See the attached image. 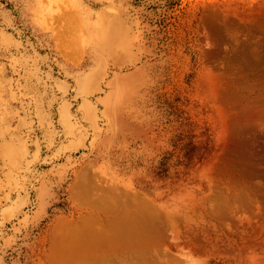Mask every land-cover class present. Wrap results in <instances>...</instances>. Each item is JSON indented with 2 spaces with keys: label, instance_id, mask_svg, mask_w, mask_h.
<instances>
[{
  "label": "rangeland",
  "instance_id": "374dc122",
  "mask_svg": "<svg viewBox=\"0 0 264 264\" xmlns=\"http://www.w3.org/2000/svg\"><path fill=\"white\" fill-rule=\"evenodd\" d=\"M253 4V0H0V264H66L65 260L71 256L77 258L75 264L77 260L82 264L80 256L99 253L97 244L101 241L95 243V233L97 239L104 240L99 244L103 253L106 246L113 247L110 251L118 248L122 241L115 238L116 244L114 240L109 243L115 236L111 237L109 232L118 226L114 220L118 219L123 225V216H134L138 211L134 201V206L129 201L132 207L126 203V210L121 206L129 195L135 196L133 193L156 206L163 216L150 203L148 207L157 212H149L151 216L159 214V218H155L165 221L166 226L163 222L154 223V217L151 218L157 225L148 224L150 229L158 227L153 230L161 232H158L160 239L155 236L156 249L149 247V253V250L144 251L145 261L142 257L141 260L139 257L130 259L129 245L133 237H128L132 233L124 238L125 234L119 233L123 229H115L125 242L119 248L122 252L116 249L121 252L117 256L123 258L122 264H143L148 259V264L159 261L160 264H251L250 252L258 254L257 248L253 249L256 243L258 249L261 251L263 247L264 251V219L261 223L260 218L263 215L259 217L256 213L257 224L253 214L254 209L264 212V206H249L253 202L247 201L253 212L248 216L245 212L248 210H243L248 218L241 216L238 208H243L245 195L242 194L244 200L237 208L241 194L235 193L236 197L228 193L230 200L226 199L229 190L220 184L223 181L219 185L225 188L221 189L226 197L220 187H216L219 180L209 179L218 171L215 178L220 179L218 161L224 151L220 139L221 117L207 94L216 88L211 83L220 79L223 70L227 77H230L229 71L230 75L236 72L237 63L229 57L227 41L235 37L237 25L234 22L238 24L239 14ZM228 27L234 28L232 33ZM230 58L232 60H227ZM212 68L219 70L215 71L216 76ZM225 75L221 79H227ZM209 76L212 81L207 80ZM208 170H212L209 175ZM212 185L218 192L212 190L215 193L210 194L218 193L214 198L223 196L220 201L215 199L222 202L217 203L218 206L216 201L213 205L212 195L205 199ZM99 195H103L102 199L98 198L103 205L98 202ZM105 195L106 199L109 196L110 203L119 199L118 205L124 209L121 212L129 214L135 209L136 212L130 215L123 212L120 221V215L116 216L120 208L108 203L113 209L119 208L116 214L112 212L111 216L108 212V215V210L104 211L108 207H104L107 205V200H103ZM231 196L234 200L238 198L237 203ZM224 198L231 202V207L237 208V213L231 207L232 210L227 209L235 216L227 211L224 216L223 207H229ZM139 201L138 206L142 207ZM204 201L210 202L205 206ZM185 204L188 209H183ZM209 205L210 210L214 207L217 213L216 206L221 207L224 218L220 212L223 219L208 211ZM146 207L141 210V216L138 207V215H135L141 217L143 223L141 218L134 217L141 225H145L146 216L150 219L145 214L142 217L149 210L145 212ZM203 208H207L206 211ZM190 209H194L193 212L187 213ZM245 209L248 208L245 206ZM207 211L210 214L206 215ZM240 211L242 213V209ZM177 213L179 218L175 216ZM227 213L233 219L237 215L235 219L240 220L241 225L234 219L235 224ZM211 214L218 217L217 221L209 217ZM240 216L243 219L246 216L249 224L246 219L247 222L242 223ZM127 217L125 220L135 221ZM250 218L254 223H250ZM180 219L184 224H180ZM108 221H114L113 225L117 226ZM132 221L130 229L134 227ZM197 221L204 222L205 228L195 223ZM232 221L236 226L230 225ZM253 225H260L257 230H263L260 231L262 242ZM235 227L240 231L234 230ZM243 228L248 232L251 228L252 236ZM126 229L125 233L129 231ZM100 230L105 233L101 236H107L98 238ZM92 232L93 237L86 235ZM81 233L89 239L85 236L87 239L84 237L82 242ZM144 233L146 240L152 241V234L149 232L148 236L145 230ZM118 234L115 237L119 238ZM253 235H258L257 239ZM248 236L257 242H251ZM90 238L95 240L91 242L97 245V250L92 249L95 248L93 243L86 242ZM243 240L244 244L248 243L245 247ZM141 243L150 245L146 241ZM249 243L253 247L250 248ZM236 247H240L239 251ZM101 250L100 256L105 257L106 252L105 255ZM109 254L106 257H111L110 261L103 264L121 263L122 258L113 256V259ZM98 256L92 259L98 261ZM125 258L132 263H125ZM88 262L95 264L91 259L83 264Z\"/></svg>",
  "mask_w": 264,
  "mask_h": 264
},
{
  "label": "bare ground",
  "instance_id": "6f19581e",
  "mask_svg": "<svg viewBox=\"0 0 264 264\" xmlns=\"http://www.w3.org/2000/svg\"><path fill=\"white\" fill-rule=\"evenodd\" d=\"M254 1V4H253V6H251V8L249 9V10H244V11H242V13L241 14H239V19H238V24H237V22H234V23H236V25H237V27H236V25H235V27H236V29L234 30V28H231L232 30H234L235 32H236V34L234 35L235 37H231V34L229 35L228 33H226L228 30H225V28H224V30L226 31L225 32V34H228L229 35V37H231L230 39H228V47H227V50H229L230 51V53H231V55H229V57H233L234 59H235V61H236V63H237V70H236V74L234 73H232V75H230L231 74V71H229L230 73L228 74L230 77H227L226 75H225V71L223 70V73L221 74V73H219V74H221V75H219V77H220V79H217L218 81H216L215 82V78L213 79L214 81H212V80H209L211 77L209 76L208 77V79L207 80H209V81H212V82H214V83H211V85L212 84H214L215 86H216V88L213 90V91H209L208 92V94H207V98H209L210 100H212L213 102H214V105L217 107V109H218V112L217 113H219L220 115H219V117H221V125H220V139H221V143H222V145H223V153H220L219 154V156H222L220 159H219V157H218V159L220 160V161H218V165L219 166H221V169H220V171H221V176L219 177L220 179H216L215 178V175H216V177H217V175L220 173L219 171H218V174L216 173V174H212L211 176H209L210 178L209 179H211V177H214V179L215 180H217V181H215V182H218V180H219V182L217 183V185L218 186H216L217 188H219L220 186H222V185H219V183L220 182H222V183H220V184H223V186L225 187H227V190H229L228 192H227V194L229 193H232V194H235V193H239L238 195H240L241 194V196H242V198H241V196H239L238 198L240 199V200H238V198H236L239 202L237 203V200L235 201L234 200V196L232 197H230V198H232L231 200H233L234 202H236L237 204H236V206H237V208H238V204L241 206L242 205V200H244V199H246L245 201L246 202H244L243 203V206H241V207H243V208H241L242 209V213H241V209L240 208H238L239 209V212H240V214H241V216L242 215H246L245 214V212L246 213H248V216H249V213H252L253 212V209H252V207H251V209H249V207L247 206L249 203H247V201L248 202H253V203H250V205L249 206H253L254 205V207H257V208H260L259 207V205L260 206H264V0H253ZM251 2V1H250ZM244 3V2H243ZM248 4V3H247ZM252 4V3H251ZM249 5V4H248ZM247 5V6H248ZM244 6H246L245 4H244ZM243 6V7H244ZM241 8V7H240ZM247 8V7H246ZM244 9V8H243ZM236 10V9H235ZM239 10V9H238ZM232 11H234V10H232ZM231 12V11H230ZM236 12V11H235ZM238 12V11H237ZM236 12V13H237ZM233 14V13H232ZM235 14V13H234ZM233 14V15H234ZM226 17H229V15L228 16H226ZM234 17V16H233ZM228 19V18H227ZM235 19V17L233 18V20ZM237 19V18H236ZM229 20V19H228ZM231 20V19H230ZM233 20H231V23H233L232 21ZM237 21V20H236ZM230 22H229V24L228 25H230L231 24ZM223 24H225V23H223ZM227 25V24H226ZM223 26V25H222ZM232 26H234V25H232ZM230 27V26H229ZM228 27V28H229ZM230 29V28H229ZM230 29V30H231ZM231 30V33L233 32ZM223 36V35H222ZM227 37V36H226ZM225 49H226V47H224ZM226 50V51H227ZM228 54V53H227ZM225 57V56H224ZM226 57H227V55H226ZM227 60H232L231 58L230 59H227ZM233 65V64H232ZM230 66V65H229ZM232 68V67H231ZM206 69H208V67L206 68ZM210 69V68H209ZM213 69V68H212ZM225 69H226V67H225ZM234 69V68H233ZM232 69V70H233ZM204 70V69H203ZM214 70V69H213ZM227 70H230V67L227 69ZM206 71V70H205ZM209 71V70H208ZM215 71L217 72V71H219V70H214L213 72H214V74H215ZM221 71V70H220ZM210 72V71H209ZM212 72V71H211ZM210 72V73H211ZM227 72V71H226ZM234 72V71H233ZM202 73V72H201ZM210 73H208L209 75H212V74H210ZM204 74V73H203ZM213 74V75H214ZM218 74V73H217ZM223 75H225L226 77H224V78H227V79H221V77H223ZM215 76H216V74H215ZM206 78V77H205ZM218 78V77H217ZM182 79H184V78H182ZM203 79H204V77H203ZM200 80V79H199ZM206 80V79H205ZM209 81H207V82H209ZM201 82V81H200ZM206 83V82H205ZM205 83H203V84H205ZM216 83H217V85H216ZM198 85H200V84H198ZM206 85V84H205ZM208 85V86H207ZM207 87H209L210 86V88H211V90L213 89L212 87H211V85H209L208 83H207ZM202 86V85H201ZM205 86V87H206ZM213 86V85H212ZM214 86V87H215ZM204 87V86H203ZM199 88V87H198ZM197 88V90H200V88L198 89ZM202 89V88H201ZM205 89H207V88H205ZM210 90V89H209ZM199 92V91H198ZM205 93V92H204ZM197 94H199V93H197ZM201 94V93H200ZM198 97H200V96H198ZM204 99V98H203ZM205 102H206V100H205ZM202 103V102H201ZM203 104V103H202ZM205 107V106H204ZM209 108V107H208ZM210 112V111H209ZM214 112V111H213ZM207 113V112H206ZM215 115V114H214ZM211 117V116H210ZM214 117V116H213ZM207 118H208V116H207ZM210 119V118H209ZM217 123V122H216ZM219 123V122H218ZM219 128V127H218ZM216 158V157H215ZM216 161V160H215ZM211 163H213V164H215L214 162H212L211 161ZM210 166V165H209ZM207 168V167H206ZM206 171V170H205ZM209 172V174L212 172V170L210 171V170H208L207 172H206V174ZM204 174H205V172H204ZM203 174V175H204ZM209 174H207V175H209ZM214 175V176H213ZM206 178H207V176L205 175V179L203 178V180H204V182H205V180H206ZM212 180V179H211ZM213 181V180H212ZM208 182L210 183L211 181L210 180H208ZM212 183V182H211ZM210 183V184H211ZM207 184V183H206ZM214 185H216V183L214 184ZM214 185H212L211 186V190H210V192H209V194L210 193H215V191L214 192H212V190H216V192H218L217 191V188L216 189H214V188H212V187H214ZM210 186V185H209ZM225 187V188H226ZM97 188H98V186H97ZM225 189V188H223V187H220L219 189L221 190V192H222V189ZM204 189V188H203ZM97 190V189H96ZM99 190V189H98ZM101 190V189H100ZM200 191V190H199ZM101 192H102V190H101ZM192 192V191H191ZM129 193H131V192H129ZM133 193V192H132ZM199 193V192H198ZM223 193H225V191L223 190V192L221 193L222 195H223ZM245 193V194H244ZM195 194V193H194ZM208 194V195H209ZM212 194H210L209 196L207 195L206 197H205V199L207 198V197H210ZM218 193H216V195H217ZM220 194V193H219ZM229 194H228V196L227 195H223L224 197H226L227 196V198L226 199H229L228 197H229ZM245 195L244 197V199H243V195ZM133 195H135V196H132V195H129L130 197H132L133 198V200H132V198H130V197H128L127 198V200L125 201L124 200V202H125V204H123L122 203V205L121 206H123V208L124 207H126V208H124L125 210L127 209V207L128 206H126V203L127 204H129V201H130V203H132L133 201L134 202H136V204H137V207H136V209L139 211V208L138 207H140V214H139V216H141V210L143 209V207L145 206L146 207V202H148V205H147V207L146 208H144V210H145V212H147V214L146 213H143L144 212V210L142 211V213H143V216L142 217H145L144 216V214L145 215H148V218L150 217V219L148 220L147 219V216H146V221H145V219H144V223H145V225L147 226L146 228L147 229H144V227H145V225H141L142 223H143V219L141 218V217H138V216H136L137 218H141L142 220V223H141V221L139 220L138 222H140V223H138L135 219H134V217H135V215L137 214V212H136V209H135V211L134 210H132V211H130L129 212V214H128V212H126V211H123V212H126L127 214L126 215H130V214H132L131 212H136V214L134 213V216H133V214L132 215H130L131 216V218H132V216H133V218L132 219H134L135 221H132L131 219H130V216L129 217H127V216H125V217H127L128 219H130V221L129 220H125V217L123 216L124 214H123V212H121L122 210H124L122 207V209L119 207V205H120V201H119V199L118 198H115L117 201H119V202H117L116 200V202H114V200H112V203H114V204H112V203H110L111 201L109 200V196H108V199H106L105 197H106V195L104 196V198L105 199H103V200H107V205H105L104 204V207H107V208H105L104 209V207L102 208V209H104V211H106V210H108L107 211V214L109 215V213H110V215L112 216L113 214H111L112 212L114 213L115 212V210H119V208H120V211L118 212V211H116L117 212V214H116V212H115V214H116V216H118V215H120L119 216V219H120V217L121 216H123V219H124V221H123V225L127 228L126 229V231L127 230H129L128 232H124V229H125V227L121 224L122 222H120V223H118L119 221H118V219H116V220H114V221H116L117 223V225H113V223H114V221L113 222H109L108 221V223H112V225L113 226H117L116 228L114 227L112 230L111 229H109V230H111L109 233V235H111V237H113L114 235L116 236L118 233L116 232L117 230H115V229H119V231L120 230H122V231H120L119 233H122V234H125V236H122V234H120L122 237H127L128 235L127 234H129V232L130 233H132V236H130V237H128V238H132L133 240H131L132 241V243L129 245V247L131 248V249H133V250H135V251H131V249H130V251H129V253H131V260H132V258L133 257H139L140 259L139 260H141L143 257H142V255H144L145 256V250H149V249H152V248H154L153 250H155L156 249V247H155V245L154 244H156L157 245V243H155V236H157L158 237V239H160L159 238V236H158V232L159 231H157V230H153V229H156V228H158V227H156V228H151L150 229V227L151 226H153V225H157V224H160V223H164L165 221H160V219L157 221V218H155V217H157L159 214H157V216L155 215H153V216H151L152 215V213L150 214V212L149 211H151L152 212V208L151 207H148L149 206V201L147 200H145L142 196H141V198H142V200H138L137 198H139L138 196H140V195H138L137 193L136 194H134L133 193ZM138 195V196H137ZM215 195V194H214ZM214 195H212L213 196V198H214ZM215 195V196H216ZM222 195H220V198L217 196V197H215L214 198V200H213V205H215L214 203V201H216V200H218L217 198H219V200L218 201H220V200H222V198H223V196ZM236 195V194H235ZM246 195H247V197H246ZM95 196H97V195H95ZM100 196V195H99ZM97 197V199L98 198H101V197H103V195L102 196H100V197ZM192 196V195H191ZM191 196H189V197H191ZM194 196V195H193ZM222 196V197H221ZM93 197H94V191H93ZM137 197V198H136ZM195 197V196H194ZM194 197H191V198H194ZM204 197H203V200H205L204 199ZM236 197H237V195H236ZM135 198V199H134ZM141 198H139V199H141ZM102 199V198H101ZM195 199V198H194ZM194 199H191V201L192 200H194ZM216 199V200H215ZM225 199V198H224ZM223 200L224 202H227V200ZM95 200H96V197H95ZM132 200V201H131ZM139 201V202H141L142 201V207L141 206H138V202L137 201ZM145 200V202L143 203V201ZM196 200V199H195ZM195 200L194 201H192V202H195ZM202 200V199H201ZM207 200V199H206ZM230 200V199H229ZM228 200V201H229ZM218 201H216V205H217V203H218ZM242 201V202H241ZM98 202L100 203L101 202V204L103 205V203H102V200H100V199H98ZM122 202V201H121ZM132 203L133 204V206L134 205H136L135 203ZM190 202V201H189ZM189 202H187V203H189ZM208 201H204V203H205V206H206V203H207ZM210 202V201H209ZM208 202V203H209ZM230 202V201H229ZM111 204V205H117V207H119V208H117L116 206H115V208L116 209H113L114 207L113 206H111V207H109V204ZM116 203V204H115ZM118 203H119V205H118ZM211 203H212V200H211ZM210 203V204H211ZM220 203H222V202H219L218 204H220ZM228 203V202H227ZM227 203L225 204V205H227ZM257 203V205L258 206H255V204ZM132 204H129V207H132L131 205ZM151 205L150 206H154L152 203H150ZM194 204H196V202L194 203ZM194 204L192 205V206H194ZM199 204L201 205L202 203H200L199 202ZM223 204V205H224ZM229 204V203H228ZM235 204V203H234ZM234 204H232V205H234ZM244 204H246L245 206L248 208V209H245V206H244ZM251 204H253V205H251ZM182 205V204H181ZM190 205H191V202H190ZM196 205H198V204H196ZM203 206L202 207H205L204 206V204H202ZM223 205H221L222 207H223ZM218 206V205H217ZM216 206V208H218L217 210H219L218 211V213H217V211L216 212H214V207H212L211 208V210H212V214L213 213H215V214H217L216 216H220V214L221 213H223V212H221L222 211V208L221 207H217ZM228 206V205H227ZM223 207V209L225 210H223L224 211V216H225V212L227 211V212H229V211H231L232 209V211H237V208L236 207H234V206H232L231 207V202H230V204H229V207ZM239 206V207H240ZM113 207V208H112ZM155 207V210L157 209L156 208V206H154ZM178 207L179 206H177V210H178ZM182 207V206H181ZM180 207V208H181ZM187 207V204H185V207H183V209L185 208V209H188V208H186ZM195 207V206H194ZM193 207V208H194ZM199 207H201V206H198V208ZM232 209H231V208ZM236 208L235 210H234V208ZM253 207V208H254ZM111 208L113 209V211L111 210ZM147 208H149V210L147 209ZM207 208H209L208 209V211H211L210 210V205H209V207L207 206ZM207 208H203L205 211H206V209ZM214 208V209H213ZM228 208H230L229 210H227ZM146 209H147V211H146ZM151 209V210H150ZM183 209H181V210H183ZM195 209V210H194ZM194 209H190V210H187V213L189 212H193L192 210H194V212H197L196 211V209L197 208H194ZM111 210V211H110ZM180 209H179V211H181ZM203 210V211H204ZM243 210H248V211H245L244 213H243ZM251 212H250V211ZM256 212H253V214L255 215V217L257 216L256 215V213H258V216L259 215H263V217H260V218H262V220H261V223H262V221H263V219H264V214H262V213H264L263 212V209H260V210H262V212H260L259 210V212H260V214H259V212H257V210L256 209H254ZM103 211V212H104ZM127 211H129V210H127ZM157 211L160 213V210L159 209H157ZM157 211H154L153 210V213L154 212H157ZM178 211V212H179ZM201 211V213H202V210H200ZM207 211V212H208ZM109 212V213H108ZM122 214H121V213ZM185 212L186 211H182V213H184L185 214ZM207 212H205V214L207 215V214H210L209 212L207 213ZM219 212H220V214H219ZM233 212V213H234ZM238 212V211H237ZM237 212H235V213H237ZM118 213H120V214H118ZM149 213V214H148ZM180 213V212H179ZM200 213V212H199ZM200 213V214H201ZM235 213H234V215L232 214V212H229V214H231V215H233V216H235ZM114 214V215H115ZM161 214V216H163L162 214V212L160 213ZM178 214V213H177ZM175 215V216H180L179 214L178 215ZM181 214V213H180ZM183 214V215H184ZM211 214V215H212ZM228 213L226 214L227 216H229V217H232L231 215H229ZM253 214H250V215H253ZM138 215V214H137ZM183 215L181 216L182 218H183ZM186 215V214H185ZM184 215V216H185ZM188 215V214H187ZM186 215V216H187ZM190 215V214H189ZM202 215V214H201ZM204 215V214H203ZM209 216L210 218H213V219H215L216 221H217V219H218V217H217V219H216V217L214 218V216L212 217V216ZM222 216H223V214H221ZM160 216V215H159ZM159 216H158V218H159ZM169 216V215H168ZM186 216H185V218H183L184 219V221H185V219H186ZM222 216H220L221 218H222ZM224 216H223V218H224ZM240 216V218L242 219V223H244L243 221H246L247 219H246V216H245V219H243L242 217ZM248 216H247V218H248ZM135 217V218H136ZM154 217V218H153ZM177 217H175V220L176 221H178L177 220ZM196 217V216H195ZM236 217H237V215H236ZM235 217V218H236ZM254 216H253V218H255ZM136 218V219H137ZM151 218H153L152 220L154 221V223L156 222L157 224H154V223H152L153 221H151ZM179 218V217H178ZM209 218V219H210ZM220 218V219H221ZM222 218V219H223ZM234 218V219H235ZM238 218V217H237ZM252 218V217H251ZM251 218L249 219L250 220V223H254V222H256V221H258V222H256L257 224L259 223V218L258 217H256V219L257 220H254V222H253V220H251ZM122 219V217H121V219H120V221L121 220H123ZM155 219V220H154ZM163 219V218H162ZM198 219H199V216H198ZM197 219V220H198ZM200 219H201V217H200ZM221 219V220H222ZM229 219V218H228ZM231 219H233V217L231 218ZM233 219V220H234ZM108 220H110V219H108ZM138 220V219H137ZM164 220V219H163ZM181 220V219H180ZM189 220V219H188ZM188 220H186V221H188ZM195 220V219H194ZM214 220V221H215ZM235 220H237V219H235ZM234 220V222H235V224L237 223L236 221ZM131 221L133 222V224H134V227L133 226H131V229L130 228H128L129 227V225H131ZM147 221H151L150 223L149 222H147ZM182 221V220H181ZM205 221H206V219H205ZM211 221H213V220H211ZM227 220H225V222H226ZM237 221H239V223H237V224H239V225H241V223H240V220H237ZM248 221V220H247ZM246 221V222H247ZM128 222H130V224L128 223ZM135 222H136V225H135ZM158 222H160V223H158ZM198 222L199 221H197V222H195V223H197L198 224ZM209 222H210V220L208 221V224H209ZM223 222V221H222ZM222 222H221V224H222ZM225 222H223L224 223V228H225ZM234 222L232 221V224H230V225H233L234 224ZM127 224V226H126V224ZM186 223V222H185ZM204 223V222H203ZM203 223L201 224L200 222H199V225L201 224V225H203ZM215 223V222H214ZM218 223V222H217ZM228 223V222H227ZM231 223V222H230ZM119 224H121V225H119ZM132 224V225H133ZM137 224H139V225H137ZM148 224H150V227H149V225ZM165 224V226H166V223H164ZM176 225H178L177 224V222L175 223ZM180 224H184V222L182 221ZM189 224V223H188ZM207 224V225H208ZM211 224V223H210ZM216 224V223H215ZM233 225V226H236V225ZM248 224H249V221H248ZM256 224V225H257ZM262 224H264V223H262ZM193 225V224H192ZM212 228L214 227V224L212 223ZM239 225H237V227L239 226ZM243 225V224H242ZM246 225V224H245ZM245 225H243V226H245ZM255 225V226H256ZM107 226H109V225H107ZM121 226V229L120 228H118V227H120ZM137 226V227H136ZM161 226H162V224H161ZM181 226V225H180ZM183 227H184V225H182ZM187 226H189V225H187ZM190 226H191V224H190ZM204 227L203 228H205V225H203ZM216 226V225H215ZM219 226L221 227V225L219 224ZM219 226H217L218 228H219ZM226 226H229L228 224L226 225ZM248 227H249V225H247ZM254 226V225H253ZM252 226V228H254ZM261 226H263V225H261ZM154 227V226H153ZM209 227H211V226H209ZM240 227V229L242 228L241 226H239ZM257 227V226H256ZM254 228V229H256V231H258L257 229L260 227V225H258V227L257 228ZM103 228H104V226H103ZM178 228H180L179 227V225H178ZM194 228H196V226L194 227ZM198 228V227H197ZM216 228V227H215ZM227 228V227H226ZM230 228V227H229ZM246 228V227H245ZM262 228H264V227H262ZM149 229V230H148ZM163 229H165V227H163ZM182 229V228H181ZM192 229V228H191ZM201 229V228H200ZM214 229V228H213ZM220 229V228H219ZM231 229V228H230ZM230 229H228V231L230 230ZM239 229V228H238ZM238 229H236V227L234 228V230H238ZM240 229L238 230V231H240ZM244 229V228H243ZM253 229V232H254V234L256 235V231ZM101 230H103V229H101ZM95 231V232H98L100 235L98 236V238H102V237H105V236H107V235H103V236H101V234L104 232V231ZM144 230L147 232V233H151L152 234V237H153V239H154V241H153V239H152V241H150V239H148V240H146L147 238H146V235H145V233H144ZM151 230V231H150ZM222 230V229H221ZM233 230V229H232ZM231 230V231H232ZM245 230V229H244ZM247 230H249V229H247ZM185 231V230H184ZM202 231H206V230H202ZM211 231V230H210ZM220 231V230H219ZM231 231H230V235H231ZM246 231V230H245ZM251 231V228H250V230H249V232ZM260 231H262L263 232V230H261L260 229ZM260 231H258V234L260 235L258 238L260 239V237L262 236L261 235V233H260ZM101 232V233H100ZM106 232V231H105ZM113 232H114V234H113ZM124 232V233H123ZM161 232V231H160ZM159 232V233H160ZM193 232V231H192ZM213 232V231H212ZM246 232H248V231H246ZM245 232V233H246ZM248 232V233H249ZM141 233V234H140ZM150 233L148 234V236L150 235ZM185 233H187V232H185ZM189 233H191V232H189ZM206 233V232H205ZM215 233V232H214ZM235 233H237L236 231H235ZM234 233V235H236ZM247 233V234H248ZM251 233V235L250 236H252V232H250ZM97 233H95L94 234V238L96 239V241L93 239V238H90V240H87L86 241V239L88 238L87 236H91V237H93L92 235H93V232H92V234H90V235H88V234H86L85 236L87 237H85L84 236V234L83 233H81V235L80 236H82L83 238H82V242H83V239H84V237L86 238L85 240H84V242L86 241V242H88V241H90L91 242V239H93L92 241H95V243L97 242V240H98V243L101 241H104V240H99V239H97V235H96ZM103 234H105V233H103ZM107 234V233H106ZM209 234V233H208ZM216 234V233H215ZM244 234V233H243ZM119 235V234H118ZM119 235V236H120ZM186 235V234H185ZM201 235V234H200ZM233 235V234H232ZM240 235V234H239ZM255 235H253L255 238L258 236H255ZM113 237V239H111V240H109L108 241V239H106V241H108L109 243H110V241H112L113 243H114V239L116 238V239H119V240H121L122 242H124L123 240H122V237L120 238H118V237ZM147 236V237H148ZM209 236H211V235H209ZM226 236H227V234H226ZM241 236V235H240ZM244 236V235H243ZM263 236H264V234H263ZM206 237H208V236H206ZM218 237H220V236H218ZM229 236H227L226 238H228ZM239 237V236H238ZM245 237H246V235H245ZM253 237V238H254ZM107 238V237H106ZM123 238V239H124ZM128 238H126V240H128ZM190 238H191V236H190ZM211 238V237H210ZM222 238V237H221ZM236 238V237H235ZM241 238V237H240ZM240 238H237V239H239L240 240ZM253 238H251V240H250V238H249V236H248V239L252 242V240H253ZM89 239V238H88ZM105 239V238H104ZM212 239V238H211ZM229 239V238H228ZM230 239H233V241H234V238H230ZM244 239V238H243ZM246 239V241H247V237L245 238ZM257 239V238H256ZM263 240H264V238H262ZM114 240V241H113ZM125 240V239H124ZM139 240H141V241H139ZM186 240V239H185ZM194 240V239H193ZM200 240V239H199ZM212 240H214V239H212ZM216 240H218V239H216ZM223 240V239H222ZM224 240H226V239H224ZM248 240V241H249ZM262 240V241H263ZM81 241V240H80ZM116 241H118V240H116ZM116 241H115V244H116ZM138 241L140 242V245L138 244ZM147 242L148 244H150L149 246H147V245H145L144 243H143V245H145V246H143L142 245V243L141 242ZM148 241H150L151 243H149ZM195 241V240H194ZM200 241H202V240H200ZM208 241V240H207ZM210 241V240H209ZM230 241H232V240H230ZM230 241H229V243H230ZM237 241V240H236ZM235 241V242H236ZM241 241V240H240ZM240 241H237L238 243H240ZM245 241V242H246ZM249 241V242H250ZM254 241L255 240H253V243H254ZM259 241H261V239L259 240ZM261 241V242H262ZM90 242H89V244H90ZM100 242V243H101ZM122 242H120L121 244H123ZM220 242V241H219ZM218 242V243H219ZM223 242L224 241H222V244H223ZM236 242V243H237ZM242 242V241H241ZM255 242H257V241H255ZM81 243V242H80ZM91 243H93V242H91ZM99 243V244H100ZM109 243H107V245L109 244ZM113 243H111V245H114ZM120 243H118V244H120ZM125 243V242H124ZM126 243L128 244V241H126ZM130 243V242H129ZM203 243H204V241H203ZM211 243V242H210ZM260 243V242H259ZM88 244V243H87ZM86 243H85V245H87ZM99 244H97L99 247L98 248H100V249H98L99 251V253H100V250H101V247H100V245ZM121 244L119 245V247L117 248L116 246H114V247H116L114 250H111L110 251V249L112 248L113 249V247H111V248H109L110 247V245H109V247H105V248H107L108 249V253H107V249H106V254H105V252L103 253V249L101 250V252L103 253V254H105L106 256H108V254H109V251L110 252H112L113 251V256H117V254H118V256H119V254L122 252L119 248L121 247ZM195 244V243H194ZM215 244V243H214ZM225 244V243H224ZM227 244V243H226ZM225 244V245H226ZM232 244V243H231ZM248 243L246 242L245 244H244V240H243V243H242V246H246ZM258 243H256V245H257ZM262 244V243H261ZM96 245V244H95ZM97 245L96 246H94V243H93V246L95 247V248H92V249H95V250H97ZM102 245H103V243H102ZM105 245H106V243H105ZM104 245V246H105ZM125 245V244H124ZM204 245V244H203ZM206 245V244H205ZM236 245V244H235ZM241 245V244H240ZM252 245V244H251ZM255 245V244H254ZM255 245V247L253 248V249H255V248H257L258 249V245L256 246ZM79 246H82V244H80ZM83 246H84V244H83ZM82 246V247H83ZM224 246V245H223ZM237 246V245H236ZM241 246V247H242ZM244 246V247H245ZM250 248L251 247H253V246H250V243H249V245H248ZM248 246L246 247V248H248ZM263 246H264V244H263ZM123 247V246H122ZM121 247V248H122ZM126 247H127V245H126ZM150 247V248H149ZM221 247V246H220ZM225 247V246H224ZM235 247V246H234ZM149 248V249H148ZM205 248V247H204ZM203 248V249H204ZM238 248H240V247H238ZM237 247L235 248V249H238ZM250 248H248V249H250ZM263 248V247H262ZM262 248H261V251H262ZM92 249H91V251H92ZM116 249H119L118 251H121L120 253H118V251L116 250ZM127 249L128 248H126V251H127ZM222 248H220V250H221ZM223 249H225V248H223ZM234 249V248H233ZM234 249V251H236ZM247 249V250H248ZM256 249V251L258 252V254H254V252H250V254L251 255H253L252 256V262H250L251 264L252 263H254V264H264V251H262V254H260L261 253V251H260V248L257 250ZM94 250V251H95ZM115 250L117 251V253L115 252ZM152 250V251H153ZM202 250V249H201ZM246 250V251H247ZM251 250V249H250ZM250 250H248V251H250ZM94 251H92V252H94ZM145 251V252H144ZM151 250H149L147 253H149ZM238 251H239V249H238ZM243 251H245V249L243 250ZM242 251V252H243ZM256 251H255V253H256ZM114 252L116 253V254H114ZM209 252V251H208ZM217 252V251H216ZM222 252V251H221ZM89 253V252H88ZM97 251H95V254L94 253H90L89 255L87 254V256L89 257H87L86 255H85V258H83L84 256H80L79 257V259H81V257H82V259L83 260H81L82 261V264H83V262L84 263H86V261H87V259H91L92 260V262L93 261H95V264H103V262H105V261H110V259H111V257L110 258H108V257H106V260H104L103 258H102V256L103 255H101L100 256V254L99 253H97ZM128 252H127V254H129ZM146 253V254H147ZM235 253V252H234ZM241 253V252H240ZM247 253V252H246ZM91 254H92V256H94L95 255V257H92L91 256ZM94 254V255H93ZM111 254V253H110ZM109 254V256H112V255H110ZM126 254V253H125ZM125 254H124V257H126L125 256ZM126 254V255H127ZM152 254V253H151ZM244 254V253H243ZM100 256V258H99V256ZM122 255V254H121ZM148 255V254H147ZM246 255V254H245ZM245 255H243V256H245ZM96 256H98V261H96V259H92V258H96ZM113 256H112V258H113ZM117 256V257H118ZM249 256V255H248ZM72 257H74V256H71L70 257V259L72 258ZM104 257V256H103ZM104 257V258H105ZM117 257H115V258H117ZM142 257V258H141ZM148 257V256H147ZM154 257H155V255H154ZM75 258V259H74ZM74 258H72L73 260H71L70 261V259L69 260H65L66 261V264H67V262L69 263V261H70V263L72 262V261H75L74 263H72V264H75L76 263V257H74ZM102 258V259H101ZM108 258V259H107ZM119 258V257H118ZM122 257H120L119 259H121ZM145 258V257H144ZM143 258V259H144ZM156 258V257H155ZM154 258V260L156 261V259ZM158 258V257H157ZM243 258V257H242ZM101 259V260H100ZM114 259V258H113ZM118 259V260H119ZM127 258H125V263H126V261L128 262V260H126ZM128 259H129V255H128ZM133 259H135V258H133ZM145 259H147V258H145ZM145 259H144V261H145ZM245 258H243V260H244ZM122 261H119V262H121V263H119V264H122V262H123V258L121 259ZM130 260V261H131ZM136 260V259H135ZM154 260H153V262H154ZM111 261H113V260H111ZM129 261V262H130ZM143 261V260H142ZM148 262L147 263H145V264H148V263H150V260L148 259L147 260ZM159 261V260H158ZM91 262V261H90ZM116 262H117V259H116ZM128 262V263H129ZM135 262V261H134ZM157 262V261H156ZM247 262V261H246ZM69 263V264H70ZM81 263V262H80ZM108 263V262H107ZM110 263V262H109ZM108 263V264H109ZM113 263V262H112ZM112 263H110V264H112ZM130 263H132V262H130ZM143 263V264H144ZM151 263H152V261H151ZM155 263V262H154ZM153 263V264H154ZM158 264H160V261L159 262H157ZM77 264H78V260H77ZM87 264H90L89 262L87 263ZM92 264H94V263H92ZM113 264H115V263H113ZM117 264V263H116ZM127 264V263H126ZM133 264V263H132ZM137 264H140V262L139 263H137ZM141 264H142V262H141ZM248 264H249V262H248Z\"/></svg>",
  "mask_w": 264,
  "mask_h": 264
}]
</instances>
